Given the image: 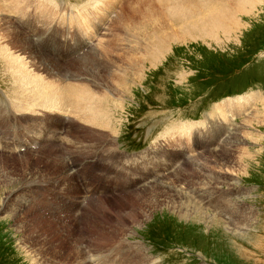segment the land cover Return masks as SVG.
Returning a JSON list of instances; mask_svg holds the SVG:
<instances>
[{"label": "rangeland", "instance_id": "obj_1", "mask_svg": "<svg viewBox=\"0 0 264 264\" xmlns=\"http://www.w3.org/2000/svg\"><path fill=\"white\" fill-rule=\"evenodd\" d=\"M156 1L0 0V264H78L83 251L85 264H264V1L252 13L238 14L240 31L205 40L170 21L172 11L190 15L193 11L186 7L199 8L204 0H172L168 5ZM205 1L209 5L219 0ZM226 1L234 6V0ZM74 6L84 8L76 23ZM194 22L188 19V27ZM141 26L147 29L140 32ZM152 31L167 50L156 64L143 61L138 78H127L124 71L129 67L119 63L115 67H121L120 79H107L103 73L108 74L109 65L104 63L106 69L95 79L98 75L86 73L85 62L78 61L92 48L104 53L108 44H119L120 51L126 48L114 53L126 57L127 48L145 41ZM25 43L57 67L50 69L41 63L45 58L40 62L24 52ZM10 59L22 62V70L32 75L30 82L22 76L15 81V71L21 69L18 64L6 68ZM52 71L57 79L48 77ZM81 74L88 81L77 80ZM34 78L45 85L40 97ZM117 83L125 90L105 91ZM69 85L79 87V94L94 87L89 91L94 104L97 96L110 97L104 108L88 107L108 121L113 118L109 129L92 124L79 107H70ZM229 96L235 97L226 100ZM232 113L237 116L228 121ZM68 114L71 121L63 126ZM217 120L227 125L220 126L212 150L179 154L177 145L190 144L185 137L193 135L198 123ZM234 128L248 133L236 150L224 142ZM159 134L171 142L160 154L165 161L173 155L171 167L155 164L152 183L139 190L144 177L140 165L124 164L123 156L140 151ZM198 161L206 166L197 168ZM221 169L230 182L239 184L216 189L220 193L204 205L192 200L187 190L207 186V175ZM164 184L167 188L160 190ZM232 193L242 197L239 207H221L231 205L223 200ZM177 203H195L189 210L198 213L187 218ZM216 210L227 217L237 212L235 219L247 211V226L239 219L230 225ZM237 227L248 229L238 233Z\"/></svg>", "mask_w": 264, "mask_h": 264}, {"label": "bare ground", "instance_id": "obj_2", "mask_svg": "<svg viewBox=\"0 0 264 264\" xmlns=\"http://www.w3.org/2000/svg\"><path fill=\"white\" fill-rule=\"evenodd\" d=\"M170 1H172V0H158V1H156V3H161V2H164L166 5H168V4H170L171 2ZM264 0H234V6L233 7H231L229 4H228V2L226 1V0H224V1H221V0H219V1H209L210 2V4L209 5H207L206 4V1L204 0V2H203V4L198 8L197 6H196V8L195 9H191V7H186V8H188V9H190V10H192L193 12L190 14V15H184V13H180V11H176V13H174V11H172V13H170V21H174V23H176V25H180V27H184V29H182V31H186V29H188L191 33H194V34H196V37H201V38H211V39H218L219 38V33L220 32H222V33H224L226 36H229V35H231L232 34V32H236L237 30H239V28L241 27L242 28V24H241V22H239L238 20H237V16H238V14L239 13H242V15H243V13H248V12H250V13H252L254 10H256V7L260 4V3H262ZM12 2V1H11ZM90 2V1H89ZM97 2V1H96ZM57 3V2H56ZM100 3V2H99ZM41 4L42 5H45L43 2H41ZM41 4H40V6H41ZM135 5V4H134ZM1 7V6H0ZM8 8V7H7ZM44 10H45V8H44ZM7 11V10H6ZM6 15H7V13H6ZM187 16V17H186ZM188 19H190V20H193V21H195L194 22V24L193 25H190V27H193V30L194 31H192V29H190V27H188ZM13 22V21H12ZM127 23V22H126ZM229 24H230V26H229ZM125 26L127 27V25L125 24ZM129 26V25H128ZM0 27H2V26H0ZM12 27V26H11ZM124 28V27H123ZM144 28V29H143ZM241 28H240V30H241ZM147 29V27L146 26H141V29H140V32L141 31H144V30H146ZM130 30V29H129ZM239 30V31H240ZM128 33H130V31L128 32ZM155 32L154 31H152V34L151 33H149L148 34V37H146V40L145 41H138L134 46H130L129 48H127V53H125L124 55H126V57H122V56H118V54H114V53H116L117 51L118 52H121L120 51V49H119V44H116V45H112V46H110L109 44H108V48H106V51L104 52V53H102V54H97V52L92 48V49H90L88 52L89 53H87V54H85V56L83 57V58H78V61H80L81 63L83 62H85L84 63V65H85V72L87 73V72H89V71H91V72H93L92 74H94V75H98V76H96V78L95 79H97V77H101V72H100V70H101V68H103V69H106V67L104 66V63H106V64H108L110 67L112 66V67H114L115 69H110V68H108L107 67V71H108V74L106 75L105 73H103V75H105V76H107L108 78L107 79H111V80H113V79H115V80H119L120 79V76L118 75V74H121L122 73V70H121V67H115L116 65H118L119 63H122L123 65H127L128 67H129V69H127V70H125L124 71V74H125V76L127 77V78H129V79H131L132 77H137L138 78V75H140L139 74V72H140V70H141V64H142V62L143 61H146V62H148V63H151V64H156V61L157 60H159V59H161L162 58V56L164 57V54H165V52H166V50H167V46L166 45H163V43H162V39H158V40H156L155 38H158V37H156L155 36V34H154ZM185 33V32H184ZM184 33L181 35V36H183L184 35ZM1 35V34H0ZM4 35V34H3ZM6 36H7V34H6ZM9 36V35H8ZM39 37V36H38ZM119 38V37H118ZM117 38V39H118ZM174 38H180L179 36H176V37H174ZM188 37H184L183 38V40L184 39H187ZM24 39V38H23ZM120 39V38H119ZM181 39V38H180ZM205 40V39H204ZM23 41H26L25 39L23 40ZM30 42V41H29ZM30 44V43H29ZM28 43H25V46H24V48H23V51L24 52H26L27 54H29V55H34V58H39L40 59V62H41V59L43 60V58H45V62H41L42 64H44V65H46V66H49L50 67V69H52V68H54V67H57V65H55V64H51L47 59L48 58H46V56H44V55H42L41 53H39L37 50H36V52L33 50V49H31V46L29 45ZM101 44V43H100ZM115 44V43H114ZM123 48V47H122ZM124 49H126V48H124ZM124 49H123V51H124ZM122 51V52H123ZM160 52V53H159ZM101 53V52H100ZM157 53H159V55H157ZM87 55V56H86ZM31 57V56H30ZM86 57V58H85ZM27 58V57H26ZM19 59V58H18ZM80 59H82V60H80ZM88 59H90V64H91V66L90 67H88L87 66V64H86V62H88ZM31 61V60H30ZM160 61V60H159ZM29 63V65L30 66H32L31 65V63L30 62H28ZM76 63V62H75ZM5 64V63H4ZM16 64H18L17 66H16V68H20L21 70H17V71H15L16 72V74L18 75V77H17V80H15L16 82H20L22 79L23 80H26L27 82H30L29 81V77H32V75H31V73H27V72H24L23 70H22V62H18L17 61V59H14V60H12V59H10V60H6V65H7V67L6 68H10V67H12V66H15ZM42 64H41V66H39V67H41L42 68ZM73 64V63H72ZM89 64V63H88ZM79 65V64H78ZM4 66V65H3ZM37 66V65H36ZM59 67H60V65H58ZM135 66V67H134ZM152 66V65H151ZM27 67V66H26ZM35 67V66H34ZM79 68V67H78ZM80 68H81V66H80ZM82 69V68H81ZM12 70V69H11ZM10 70V71H11ZM43 70V69H42ZM49 70V69H48ZM89 70V71H88ZM143 70V69H142ZM51 71V70H50ZM82 71V70H81ZM111 71H113V72H111ZM129 71V72H128ZM6 72V71H5ZM15 72H13V73H15ZM47 72V71H46ZM45 73V72H44ZM51 73V72H50ZM76 73V72H75ZM117 73V74H116ZM46 74V73H45ZM4 75V74H3ZM59 75V74H58ZM75 75V74H74ZM73 75V76H74ZM77 75V74H76ZM83 75H85V74H81L80 76H78V78H77V80H79L80 78H81V80L82 79H85V80H87L88 81V79L87 78H85V77H82ZM88 75V74H87ZM90 75H91V73H90ZM90 75H89V77H90ZM21 76H22V79H21ZM39 76V75H38ZM41 76V75H40ZM39 76V77H40ZM70 76V75H69ZM141 76V75H140ZM9 77H10V75H9ZM48 77H55V79H57V73H54L53 71H52V74H48ZM71 77H72V75H71ZM92 77V76H91ZM135 77V78H136ZM8 78V77H7ZM6 78V79H7ZM41 78V77H40ZM10 79V78H9ZM13 79V78H12ZM21 79V80H20ZM32 79V78H31ZM62 79H65V78H62ZM91 79V78H90ZM100 79V78H99ZM98 79V80H99ZM8 80V79H7ZM139 80V79H138ZM12 81V80H11ZM42 81V82H41ZM71 81V80H70ZM69 81V82H70ZM101 81H102V79H101ZM33 83L35 82V84H37L36 82H39V84H38V90L36 91L37 93V96L38 95H40L42 92H44V89L42 88V87H44L45 85L44 84H42L43 83V80H40L39 78H34V80L32 81ZM64 82V81H63ZM74 82H75V80H74ZM24 82H22V84H23ZM72 83H73V81H72ZM96 83H97V81H96ZM101 83V82H100ZM21 84V85H22ZM66 84H68V83H66ZM69 84H71V83H69ZM92 84H95V83H92ZM15 85V84H14ZM16 85H18V84H16ZM25 85V84H24ZM99 87H101V85H99V84H97ZM13 86V85H12ZM19 86V85H18ZM30 86V85H29ZM61 86V85H60ZM67 86V85H66ZM70 86V85H69ZM24 87V86H23ZM68 87V86H67ZM97 87V86H96ZM106 87V89H105V91H107V92H109L110 93V91H113V89H115V88H121V89H119L117 92H120V91H123V90H125V88H124V86L122 85V84H115V86L113 87V86H105ZM17 88V87H16ZM20 88H22V86H20ZM94 88V87H93ZM92 88V89H93ZM46 89H48V90H50V89H53V88H51V87H47L46 86ZM60 89V88H59ZM87 89V88H86ZM85 89V90H86ZM92 89H90L89 88V91L92 93ZM18 90H19V88H18ZM61 90V89H60ZM60 90H59V93H60ZM94 90V89H93ZM99 90V89H98ZM130 90V89H129ZM128 90V91H129ZM28 91V90H27ZM63 92H64V90H62ZM61 91V92H62ZM89 91H85V92H83V94H79V87H74V86H70V91H69V95H70V93H71V97H72V99H71V105H70V107L72 106L75 110L74 111H76V108H78L79 107V109L80 110H83L84 111V116L85 117H87L88 118V120H90V122L92 121V124L93 123H98L97 125L99 126V124H103V127H106V128H108L109 129V126L108 125H110V123H112L113 122V118H111V120L110 121H108L107 119H105V118H102L99 114H101V113H99L98 115H97V113H95V111H94V109H92V106L88 109V107L92 104V105H94L93 106V108L94 107H96V104H99L100 106H101V108H104L103 106H107V103H109L108 101H110V97H104V98H100V97H98L97 96V98H96V104H94L93 103V100H92V96H91V94L89 93ZM49 92V91H48ZM48 92H45V93H48ZM54 92V91H53ZM65 92H66V90H65ZM28 93V92H27ZM30 93V92H29ZM68 92H66V94H67ZM100 93H102V91L100 92ZM126 93V92H125ZM21 94V93H20ZM33 94V93H32ZM50 94V93H49ZM47 95V94H46ZM45 95V96H46ZM58 96H59V94H57ZM61 95V94H60ZM64 95H65V93H64ZM120 95V94H119ZM122 95V94H121ZM49 96V95H48ZM47 96V97H48ZM57 96V97H58ZM62 96V95H61ZM65 96H67V95H65ZM38 97H40V96H38ZM37 97V98H38ZM56 97V96H55ZM74 97H75V100H74ZM37 98H36V100H37ZM50 98V97H49ZM65 98V97H64ZM77 98V99H76ZM98 98H100V99H98ZM41 99H43V97L41 98ZM46 99H48V98H46ZM59 99V98H58ZM69 99H70V97H69ZM98 99V100H97ZM45 100V99H44ZM60 100H61V98H60ZM21 101V100H20ZM38 101V100H37ZM48 101H49V99H48ZM58 101V100H57ZM67 101H69L68 99H67ZM74 101H76V103L74 102ZM107 102V103H106ZM80 104H84V106H82V107H87L86 109H82V108H80ZM41 105V104H40ZM67 105V104H66ZM69 105V104H68ZM86 105V106H85ZM20 106V105H19ZM114 106V105H113ZM112 106V107H113ZM31 107V106H30ZM34 107V106H33ZM41 107H42V105H41ZM97 107L98 108H100L98 105H97ZM97 107H96V109H97ZM246 107H247V105H245V107L242 109L243 111H245V113H246ZM64 108V107H63ZM106 108V110L105 111H107L108 109V107H105ZM19 109V108H18ZM111 109V108H110ZM117 109V108H116ZM62 110V109H61ZM71 110V109H70ZM79 110V111H80ZM241 110V111H242ZM64 111V110H63ZM73 111V110H72ZM78 111V110H77ZM100 111V110H99ZM102 111V110H101ZM255 111V110H254ZM111 112H114L113 110H111ZM111 112L109 113V114H111ZM66 113H68V110H67V112ZM78 113V112H77ZM81 113H83V112H81ZM244 113V114H245ZM73 114V113H72ZM79 114H80V112H79ZM71 115V114H70ZM73 115H75V114H73ZM107 116H108V114H107ZM228 116H229V119H228V121H231V119H233V118H235L236 116H237V114L236 113H232V114H228ZM255 118V117H254ZM73 119V118H72ZM105 119V122H102L103 120ZM94 120H96V121H94ZM75 121V120H74ZM81 121V120H80ZM94 121V122H93ZM244 121V120H243ZM85 122V121H84ZM118 123V122H117ZM184 123V122H183ZM85 124V123H84ZM86 124H88L89 125V123H87L86 122ZM242 125V124H241ZM102 127V126H101ZM112 127V126H111ZM81 128V127H80ZM98 128V127H97ZM100 130V129H99ZM113 130V129H112ZM88 131V130H87ZM95 131H97V130H95ZM104 131V130H103ZM110 131H111V128H110ZM113 131H115V129L113 130ZM112 131V132H113ZM108 132V131H107ZM250 132V131H249ZM100 133V132H99ZM106 133V132H105ZM111 133V132H110ZM242 133V131H236L235 130V128L233 129V131H232V134L229 136V135H227V136H229L228 138H227V140L226 141H224L225 142V144L226 145H231L232 147H233V150L235 149H237L238 147H239V145L241 144V143H243V138H247L246 136H247V132L246 131H244V135H242L241 134ZM84 134V133H83ZM94 134V133H93ZM100 135V134H99ZM103 135V134H102ZM254 135V134H253ZM256 135V134H255ZM260 135V134H259ZM73 136H74V133H73ZM101 136V135H100ZM111 135H109V137H110ZM245 136V137H244ZM226 137V136H225ZM256 137V136H255ZM67 138V137H66ZM65 138V139H66ZM102 138H103V136H102ZM111 138V137H110ZM223 138V137H222ZM107 139V138H106ZM41 141H42V139H41ZM60 141V140H59ZM65 141V140H64ZM78 141V140H77ZM252 141V140H251ZM257 141V140H256ZM35 142V141H34ZM45 144V143H44ZM60 144V143H59ZM63 144V143H62ZM222 146V145H221ZM38 147H39V145H38ZM56 148V147H55ZM59 148V147H58ZM61 148V147H60ZM47 149V148H46ZM65 149V148H64ZM51 151V150H50ZM55 151V150H54ZM61 151V150H60ZM69 151V150H68ZM38 152V151H37ZM44 152V151H43ZM54 154V153H53ZM55 155V154H54ZM58 155V154H57ZM203 155V154H202ZM233 155H234V152H233ZM36 156V155H35ZM204 156V155H203ZM227 156V155H226ZM248 156V155H247ZM193 157V156H192ZM228 158V157H227ZM201 159V158H200ZM24 160V159H23ZM30 160V159H29ZM196 160V159H195ZM204 161V160H203ZM65 163V162H64ZM204 163H206V161H204ZM29 164V163H28ZM207 164V163H206ZM232 164V163H231ZM62 165V164H61ZM194 165H196V167L198 168L199 166H204L205 164H202V162H200V161H198V162H195L194 163ZM222 165H225V163L224 164H222ZM228 165V164H227ZM206 166V165H205ZM230 166V165H229ZM209 167V166H208ZM195 168V167H194ZM196 168V169H197ZM200 168V167H199ZM202 168H204V167H202ZM206 169V168H205ZM69 170V169H68ZM195 170V169H194ZM199 170H202V169H199ZM222 171H220V172H218V174L217 175H212V174H208L207 175V177H206V181L203 183V184H208L207 186L206 185H204V186H199V187H195V188H190L189 190H187V194H189L190 195V197H191V199L193 200V199H197V200H201V204L203 203V205L205 204V202H208V201H213V200H211L212 198L214 199L215 198V194H218V193H220L219 191H217V190H219V189H221V187H224V185H230V186H232L231 188H233L234 186L233 185H237V184H239V182H237V180H236V182H230L229 181V179L227 178V175H223L222 174V172H224L223 171V169H221ZM203 173H204V171H203ZM206 173V172H205ZM225 173V172H224ZM66 174V173H65ZM68 174V173H67ZM196 175V174H195ZM214 178H213V177ZM177 177V176H176ZM196 177V176H195ZM233 179V178H232ZM178 180V179H177ZM203 180V179H202ZM179 181V180H178ZM200 181V180H199ZM211 181H214V182H216L217 184H219V186L217 185V184H215L214 182L213 183H211ZM199 183V182H198ZM228 185V186H229ZM150 186V188L151 187H153V185L151 186V185H149ZM215 186V187H214ZM226 187V186H225ZM237 187V186H236ZM167 188V185L166 184H164L162 187H161V189L160 190H164V189H166ZM155 189H158V188H155ZM155 189L154 190H152V193H153V191H155ZM217 189V190H216ZM234 189V188H233ZM142 190V189H141ZM160 190H158V191H160ZM166 191V190H165ZM164 191V192H165ZM172 191H173V189H172ZM149 194V196H148V198H150V199H153V197L151 196V194L152 193H150V192H148ZM155 193V192H154ZM245 193L247 194V192L245 191ZM233 195H231V197H229V198H225L223 201H225V202H231L232 201V203H231V205H229L228 207H225V206H221V207H224V208H231L232 209V206H233V209H237L238 207H239V203L241 202V200H242V197L244 198L245 196H243L244 195V192H242L241 194H239L240 196H242V197H235L236 196V194H234V193H232ZM210 196L211 195V197H210V199L209 198H207V196ZM174 196V195H173ZM175 197V196H174ZM174 197H173V200H174ZM245 202V201H244ZM46 203V202H45ZM169 203V202H168ZM178 204V203H177ZM173 205V204H172ZM179 205V204H178ZM196 204L194 203V205H191L190 207H186V206H184L182 203H181V205H179L180 206V209H182V211H184L182 214L185 216V217H187V218H191L192 217V215L193 214H195V213H198V212H192V211H190L189 210V208H196V206H195ZM199 205V204H198ZM176 206V205H175ZM219 206V205H218ZM179 209V210H180ZM247 209V208H246ZM181 211V210H180ZM217 211V210H216ZM220 212H221V210L220 211H217V214H219V216H221V218H228L229 219V223H230V225H231V223H232V221L233 222H238V219H239V221L242 223V222H245V224L244 225H246L247 224V220H246V218H247V215H248V212L246 211L245 213H244V216H243V214H242V216L243 217H238L237 219H235V217L236 216H234L235 214H237V212H232V211H230L229 213H230V215H228V217L226 216V215H223V214H220ZM178 213V212H177ZM201 213V212H200ZM204 213V212H203ZM179 215V214H178ZM204 215V214H203ZM182 216V215H181ZM233 216H234V219L235 220H233L232 218H233ZM200 219H201V217H200ZM208 219H210V220H213V219H215V218H213V217H209ZM193 220V219H192ZM210 220H207V222L206 223H208V224H210L209 222H210ZM194 221V220H193ZM202 221V220H201ZM236 224V223H235ZM247 226V225H246ZM235 227V226H234ZM231 229V228H230ZM233 229V228H232ZM244 229H248L247 227H245V228H240V227H237L236 228V232H245V230ZM234 231V230H233ZM247 233V232H246ZM127 238V237H126ZM124 240H125V238H124ZM124 242V241H123ZM139 242V241H138ZM115 244V243H114ZM114 244H112L113 246H114ZM116 244H117V242H116ZM123 244V243H122ZM142 245V244H141ZM121 246V245H120ZM130 247V246H129ZM143 247V246H142ZM134 249H135V247H134ZM133 249V250H134ZM145 250H146V248H145ZM132 252V251H131ZM149 254V253H148ZM88 257V256H87ZM87 257L85 256V254H84V251L83 252H80L79 254H78V256H77V260H78V264H85V262L87 261ZM90 257V256H89ZM146 257V256H145ZM147 257H148V255H147ZM152 257V256H151ZM39 258V257H38ZM98 258V257H97ZM144 258V257H143ZM149 258V257H148ZM37 259V258H36ZM43 260V259H42ZM89 260V259H88ZM149 260V259H148ZM148 260H147V262H148ZM155 260V259H154ZM38 260H36V262H37ZM41 261V260H40ZM93 262L95 261L94 259L92 260ZM44 262V261H43ZM145 262V261H144ZM157 262V261H156ZM97 263V262H96ZM95 263V264H96ZM151 263V262H150ZM48 264H50V262L48 263Z\"/></svg>", "mask_w": 264, "mask_h": 264}]
</instances>
